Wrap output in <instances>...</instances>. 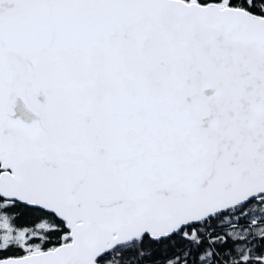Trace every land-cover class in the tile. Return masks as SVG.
Returning <instances> with one entry per match:
<instances>
[{
	"label": "snow or ice",
	"instance_id": "obj_1",
	"mask_svg": "<svg viewBox=\"0 0 264 264\" xmlns=\"http://www.w3.org/2000/svg\"><path fill=\"white\" fill-rule=\"evenodd\" d=\"M0 264H264V0H0Z\"/></svg>",
	"mask_w": 264,
	"mask_h": 264
}]
</instances>
